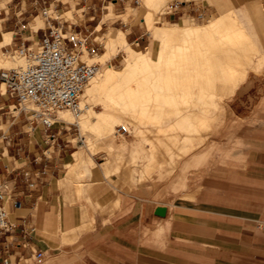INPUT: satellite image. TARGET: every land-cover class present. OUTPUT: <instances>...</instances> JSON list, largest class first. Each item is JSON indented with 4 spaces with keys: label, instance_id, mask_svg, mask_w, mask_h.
Listing matches in <instances>:
<instances>
[{
    "label": "crops",
    "instance_id": "obj_1",
    "mask_svg": "<svg viewBox=\"0 0 264 264\" xmlns=\"http://www.w3.org/2000/svg\"><path fill=\"white\" fill-rule=\"evenodd\" d=\"M52 5L65 27L93 29L91 36L99 42V49L100 41L96 38L103 16L120 15L127 5L134 6L133 0H56ZM218 7L230 10L221 3ZM37 11L32 0H0L2 54L7 55L21 41L28 45L38 39L40 31L36 29L41 25L39 20L35 21L39 17ZM71 11L72 17L62 15ZM257 15L264 18L262 10ZM116 20L123 23L119 18ZM118 31L122 30H112L103 36L116 35ZM4 34L9 39L6 43ZM143 35L134 36L132 42L139 44ZM252 42L259 56H263L264 50ZM14 102V98L0 94V197L11 222L25 218L34 230L28 241L18 226L11 232L0 233V264H35L34 255L38 251L43 252L40 264H214V257L206 248L215 247L216 237L225 245L224 249L232 243L241 245L245 249L241 253L244 258L263 264L264 222L261 215L251 213L262 214V197L257 191L264 182V134L256 133L246 142L249 148L242 181L249 184L254 199H236L227 193L220 203L219 195L212 193L193 198L177 196L168 201L162 185L157 197V192L145 183L119 187L115 178L110 181L96 169L92 183L98 186L94 195L98 206L91 220L86 208L76 202L84 188L79 184L75 187L62 173L72 146L55 153L46 172L38 173L44 136L40 127L29 124L22 113L8 110ZM260 130L264 133V128ZM72 157L73 161L67 165L74 163L73 154ZM22 170L29 171L27 179ZM28 181L34 185L28 186ZM87 189L93 191L91 186ZM14 200L19 202L18 206H14ZM216 205L222 209H216ZM252 206L254 209L248 208ZM5 243L7 248L3 246ZM227 252L230 259L232 252Z\"/></svg>",
    "mask_w": 264,
    "mask_h": 264
},
{
    "label": "bare ground",
    "instance_id": "obj_2",
    "mask_svg": "<svg viewBox=\"0 0 264 264\" xmlns=\"http://www.w3.org/2000/svg\"><path fill=\"white\" fill-rule=\"evenodd\" d=\"M148 1L149 4L153 3L152 0L144 2L148 3ZM149 29L154 41L153 48L149 51L136 50L131 47L122 31H118L116 35L101 38L103 52L94 53L91 57L87 56L84 51L81 60L104 63L105 55L113 54L115 46L121 44L126 48L127 59L119 69L107 65L84 86L79 97L82 112L77 118L69 110L59 111V116L66 122H76L81 136L89 129L97 131L101 138H104L102 144L111 149L110 152L113 148L116 152H121L123 151L122 147H131L137 137L142 140L141 136H145L142 138L150 141L148 159L149 157L150 159L155 158L154 154L160 151L158 147H162L163 150H161L170 160L174 155H172L174 149L170 151V148L173 146L178 148L177 143L182 144L180 148L183 149L178 148L179 151L183 152L184 150L185 153L189 148L199 143L195 137L201 135L202 130L206 132V129H209L207 126L209 127L211 124L209 122L214 121L212 114L217 110L211 113V107L218 106L217 99L234 92L240 83V78L246 75V65L250 63L253 54L259 52L237 17H233L229 12L219 13L204 24H191L187 20H181L180 23L172 25L153 24ZM3 36V42H8L7 35ZM173 41L177 42L172 43ZM225 45H228L226 49ZM227 48L231 55L223 52L225 50L228 52ZM222 52L227 54L226 64L222 59ZM233 52H235L234 57H232ZM241 52L243 53L241 54ZM7 53L3 56L6 59L4 65L15 64L16 66L11 67L19 68L29 63L28 60L22 58V54L18 50ZM1 61L3 59L0 57V63ZM1 89H4V84L1 85ZM216 97L218 98L216 99ZM95 103L102 105L100 110L93 109ZM123 121L133 124L135 131L133 132V141L119 143L111 139L112 137L110 138L114 132L115 123L121 124ZM122 126L126 128L124 124ZM192 140L196 142L193 143ZM201 140L202 136L199 141ZM91 142H87V144L89 148L93 149L97 144ZM142 145L141 147L144 148ZM88 146L87 149H89ZM156 148L158 149L156 150ZM116 154L114 155L117 156ZM118 154L120 157L122 153ZM73 155L74 163L68 164L69 169L78 163L83 164L85 161L93 164L89 157L87 160L81 158L77 152H74ZM165 156L163 158L169 163ZM118 159L120 165H117V168L121 167L124 161L126 163L125 159L128 157L124 159L122 156ZM152 161L153 164L163 162ZM116 163L118 164V162ZM87 164L86 166H88ZM101 164L104 172L108 173L109 160L106 159ZM124 167L126 168V165ZM144 167L146 166L144 165ZM151 168L147 169L153 171L154 169ZM147 169L145 170L147 171ZM145 170L141 175L139 174L140 177H144ZM151 171L146 173L149 174ZM69 174L71 175V173Z\"/></svg>",
    "mask_w": 264,
    "mask_h": 264
},
{
    "label": "rangeland",
    "instance_id": "obj_3",
    "mask_svg": "<svg viewBox=\"0 0 264 264\" xmlns=\"http://www.w3.org/2000/svg\"><path fill=\"white\" fill-rule=\"evenodd\" d=\"M144 1L145 0H140L139 5H135L134 3V6L127 5L125 11L120 15H104L102 18V28L96 39L100 41L101 36L104 34H108L112 30L120 29L126 35L125 38L128 43H130L131 47L136 50L140 49L149 51L154 45L151 30L149 29L153 24L159 26L162 24H178L181 22V17L185 18L183 20H187L191 24H204L216 16L220 11H227L233 17H236L237 15L239 21L245 27V30L251 39L259 46L261 51L264 50V18H259L257 15V11L262 10L264 13V4L261 0H200L203 5L208 6L207 16L204 19L197 18L194 11L160 17L159 14L163 11L165 4L169 0H152L153 3L151 2L150 4L149 1L148 3ZM220 3L226 7H230V10H228V8L219 9L218 5ZM55 14L56 13L54 12L53 15ZM62 15L67 18L72 17V11L71 14L64 13ZM118 18L122 20L126 27H124L125 25H123V23L116 20ZM37 20H39L40 25L43 26V19L40 15L35 21ZM139 33H144V35L142 39H139V44L137 45L132 42V38ZM112 35L113 34H109L106 36ZM35 41L36 39L32 42V45ZM174 42L177 41H173L172 43ZM226 46L228 45H225V49ZM228 50L229 48H227V51ZM103 51L104 47L100 41V49L98 52L101 53ZM225 51L223 52L230 54V51ZM223 52L222 59L225 62L224 64H226L228 57L227 54H224ZM234 53L235 52L232 53V57H234ZM242 53L243 52H241V54ZM258 54L259 53L253 54L250 63L246 65V75L240 78V83L234 92H230L220 99H217L218 97H216L219 103L217 107H211V113L216 110L219 113L217 111L213 113L212 118L214 121L209 122L211 123L209 124V127L207 126L209 129H206V132L205 130H202L201 135L195 137L196 141L199 142L198 144L189 148L187 153H185L184 150L183 152L181 151L183 148H180L182 145L180 142L177 144L182 153L177 146L176 148L175 146L171 147L172 149L170 148V151L174 149V151H172V155H174L172 156V159H170L172 162L166 157L167 155L162 151V147H158L160 151L158 150L159 152H156L157 155L155 153L154 155L156 157H154L159 159L163 154L164 156L166 155L165 158L169 160V163L171 162L170 166L168 161L163 158L164 156L159 159L163 162L158 164L155 162L156 166L153 164L154 162L152 160H159L155 158L150 159V157L148 159L149 155L147 154H149L150 151V141H147V139L144 140L143 138L145 136H141L142 140H140V137H137L135 141H133V132H135L133 128L134 126L128 122H121L126 128L120 123H115L114 132L110 135V138L112 137L111 139L119 143H124L130 140L134 142V145L131 147H122L121 150L123 151L121 152H116L114 148V150L112 149L110 152L111 149L102 144L104 138H101L97 131L89 129L86 133H83L81 138L82 142L74 143L75 145L68 150V156L65 159L64 171L62 173L65 174L66 180L69 179L74 183L75 187L81 185L84 188L81 197H77L76 202L86 208V211H88V214L90 215V219L92 220V214L95 207L98 206L94 200V195L98 191V186L96 183H92V180L96 178L94 175L96 169H100L106 179L110 181H112V178H115L117 181L114 183L119 187H131L138 183H145L151 190L157 192V197L160 185H162L163 188L165 187L166 189V199L168 201L173 200L177 196L193 198L200 194L210 195L212 193H214V195H219L220 203H222V196L227 193H230V195L236 199L239 197H252L254 199V194H250L253 192H250L249 184L247 183L245 185L242 179L244 172L243 169L246 165V151L249 148L246 142L252 136H255L256 133H260V135L264 134L262 133V130H260L264 128V56H258ZM0 56L3 59L0 65L4 66L0 67L9 68L11 66H16L15 64L4 65L3 63L6 61L5 57H3L4 54L0 52ZM22 58L25 59L23 56ZM104 59V63L97 61L101 64L99 73L107 65H112L114 68L119 69L123 66L125 62L124 60L127 59L126 48L121 44H117L113 54L105 55ZM237 99H240V102ZM101 107L102 105L100 103L93 104V109L96 111L100 110ZM9 109H11V107L8 108V110ZM218 109L221 110L219 111ZM201 136L202 140L199 141ZM196 141L192 140L193 143ZM87 142L97 144V148L94 147L96 150L94 148H89ZM141 144H143L142 146L144 148L141 147ZM87 146L91 150L87 149ZM158 148H156V150ZM146 150L149 151L147 152ZM75 151H77V154H79V157L81 158L86 160L88 157L91 158L93 164L85 161L86 163H78L69 169L70 166L67 165V163L73 161L72 154ZM114 151L117 153V156L114 155ZM174 152L178 154L176 155ZM118 153H122L120 154V157ZM159 153L163 154L160 155ZM181 155L183 156L180 157ZM122 156H124V159L128 157V159H125L126 163L124 161L126 168L124 167V164V166L121 165L124 169L121 167L117 168V165H120L118 158H121ZM106 159L109 160L108 173L104 172L101 164ZM146 163L151 165L149 166ZM86 164L88 166H86ZM144 165L147 168L152 167L154 170L152 168L153 171L150 169L148 170ZM143 168L147 169V171ZM143 170L146 172L151 171V173L147 174L145 172V175H147H144L142 178L140 175ZM69 173H71V175ZM90 186L93 188V191L87 189ZM257 192L260 193L262 197V214L256 212H252L251 214H257V216L261 215V220L264 222V182L263 188ZM218 207L219 206L217 205L215 206L216 209H218ZM248 208L254 209L253 206ZM219 209H222V207H219ZM220 241L221 240H218L216 237L214 240L215 247L206 248V252L214 257V264H244L245 262L246 264H254L253 259H250L249 257L244 258L241 255V253L245 251L241 245L232 243L227 249H224L225 245ZM227 250L232 252L230 259H228Z\"/></svg>",
    "mask_w": 264,
    "mask_h": 264
},
{
    "label": "built area",
    "instance_id": "obj_4",
    "mask_svg": "<svg viewBox=\"0 0 264 264\" xmlns=\"http://www.w3.org/2000/svg\"><path fill=\"white\" fill-rule=\"evenodd\" d=\"M55 1L32 0L34 8L38 7L37 12L44 25L36 29L40 34L33 43L35 46L32 43L25 45L21 41L12 50H18L29 63L19 68L0 67V94L14 98L11 109L22 113L33 127L39 126L44 136L40 159L42 165L38 173L46 172L47 164L55 153L60 154L68 145L74 146V143L82 142L78 125L66 122L59 116V111L69 110L75 118L80 115L82 107L79 97L84 86L101 67L97 61L81 60L84 51L91 57L94 53H99V42L91 36L93 29H75L68 25L65 27L52 5ZM133 3L139 5L140 0H133ZM191 11L199 19L207 16V9L200 0H169L159 16ZM21 173L25 179L28 178V170H22ZM27 185L32 187L34 183L28 181ZM13 204L18 206L19 202L14 200ZM8 215V209L0 197V233L11 232L18 226L26 241L30 240L34 228L28 221L21 218L18 223H14L9 220ZM3 246L7 248L8 244ZM42 260L43 252L35 253L34 263L40 264Z\"/></svg>",
    "mask_w": 264,
    "mask_h": 264
}]
</instances>
